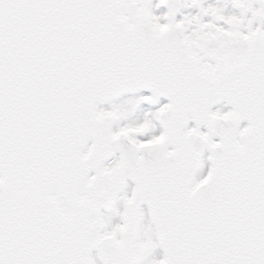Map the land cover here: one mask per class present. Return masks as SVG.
<instances>
[{"label": "snow or ice", "instance_id": "snow-or-ice-1", "mask_svg": "<svg viewBox=\"0 0 264 264\" xmlns=\"http://www.w3.org/2000/svg\"><path fill=\"white\" fill-rule=\"evenodd\" d=\"M0 264H264V0H0Z\"/></svg>", "mask_w": 264, "mask_h": 264}]
</instances>
